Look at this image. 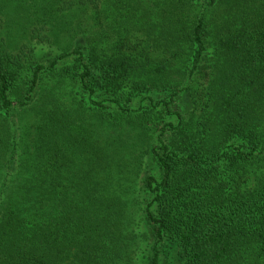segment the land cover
<instances>
[{"label":"trees","instance_id":"16d2710c","mask_svg":"<svg viewBox=\"0 0 264 264\" xmlns=\"http://www.w3.org/2000/svg\"><path fill=\"white\" fill-rule=\"evenodd\" d=\"M0 264H264V0H0Z\"/></svg>","mask_w":264,"mask_h":264}]
</instances>
